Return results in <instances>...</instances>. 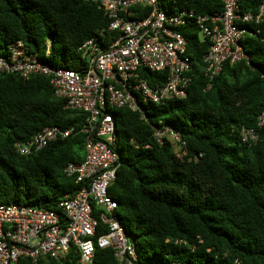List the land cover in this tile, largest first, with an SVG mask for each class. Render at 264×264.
Returning <instances> with one entry per match:
<instances>
[{
    "label": "trees",
    "instance_id": "trees-1",
    "mask_svg": "<svg viewBox=\"0 0 264 264\" xmlns=\"http://www.w3.org/2000/svg\"><path fill=\"white\" fill-rule=\"evenodd\" d=\"M170 12L192 9L220 13L219 0H164ZM260 0H241L242 12L254 13ZM102 9L87 0H0V56L23 41L52 67L84 71L78 46L107 30ZM254 23L240 41L247 58L224 63L210 82L204 76L208 42L195 24L177 30L187 44L192 70L184 98L152 104L148 121L127 108L116 109L119 165L108 195L117 202L113 216L135 247L139 264H264V128L257 117L264 106V26ZM150 86L166 81L165 71L139 69ZM209 83V85H208ZM85 113L65 107L46 76L0 72V204H27L58 211L65 194L82 184L64 172L84 157ZM151 125H164L183 143H158ZM71 130L27 155L26 142L44 127ZM258 139L248 144L243 129ZM176 146L178 150H176ZM95 213L98 211L93 207ZM105 230L100 225L97 235ZM17 264H34L20 259ZM35 264H79L77 254ZM90 264H120L111 248L96 249Z\"/></svg>",
    "mask_w": 264,
    "mask_h": 264
},
{
    "label": "built area",
    "instance_id": "built-area-1",
    "mask_svg": "<svg viewBox=\"0 0 264 264\" xmlns=\"http://www.w3.org/2000/svg\"><path fill=\"white\" fill-rule=\"evenodd\" d=\"M87 1L103 10L108 18L107 30L116 36L107 40L105 34L99 33L78 46L87 62L84 71L52 67L31 53L21 40L11 42L7 54L0 56V72L16 73L22 78L44 75L66 108L85 113L80 126V132L85 134L83 160L69 162L64 169L82 185L74 194L60 197L58 211L27 204H0V264H17L24 258L35 264L42 256L60 259L70 251L77 254L79 264H90L95 250L105 248L113 250L120 264H139L134 245L113 216L117 202L107 191L120 159L111 108L137 111L141 119L148 121L152 104L186 97L192 62L178 28L195 24L201 39L208 42L203 60L204 76L210 82L224 63L247 58L240 44L248 33L246 25L254 23L257 33L264 26V0H260L254 13L242 12L241 0H219L222 10L212 15L187 8L170 12L164 0ZM141 68L165 71L166 81L150 86L140 75ZM139 94L149 106L139 101ZM257 123L264 128V106ZM151 128L158 143L164 138L182 143L168 126ZM71 130L44 127L15 146L20 154L27 155L52 140L67 137ZM241 138L250 144L258 139V133L252 128L243 129ZM93 207L98 210L96 213ZM100 225L105 230L97 235Z\"/></svg>",
    "mask_w": 264,
    "mask_h": 264
},
{
    "label": "rangeland",
    "instance_id": "rangeland-1",
    "mask_svg": "<svg viewBox=\"0 0 264 264\" xmlns=\"http://www.w3.org/2000/svg\"><path fill=\"white\" fill-rule=\"evenodd\" d=\"M167 9H168V7H167ZM199 37L201 38V34H200V33H199ZM139 101H142L143 105L149 106V105H148V102L145 100V98H144L141 94H139ZM111 111L114 112V111H115V108L112 107V108H111ZM149 112H150V107H149ZM172 142H173V141H172ZM175 149L178 150V147L176 146Z\"/></svg>",
    "mask_w": 264,
    "mask_h": 264
}]
</instances>
